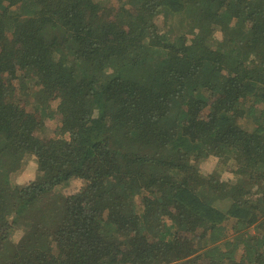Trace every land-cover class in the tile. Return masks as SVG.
<instances>
[{
    "label": "trees",
    "instance_id": "obj_1",
    "mask_svg": "<svg viewBox=\"0 0 264 264\" xmlns=\"http://www.w3.org/2000/svg\"><path fill=\"white\" fill-rule=\"evenodd\" d=\"M31 152L0 264H264V0H0V168Z\"/></svg>",
    "mask_w": 264,
    "mask_h": 264
},
{
    "label": "clouds",
    "instance_id": "obj_2",
    "mask_svg": "<svg viewBox=\"0 0 264 264\" xmlns=\"http://www.w3.org/2000/svg\"><path fill=\"white\" fill-rule=\"evenodd\" d=\"M212 38L218 42L223 41V33L220 29L215 30L212 33ZM222 157L215 153H208L207 156L202 157L199 161L190 159L189 163L196 167L197 174L204 179L212 177L214 174L218 175L220 183L236 184L238 176L235 172V163L233 160H229L226 164H222ZM20 167L16 170L9 172L8 183L12 188H25L30 187L37 179L42 178L45 173L40 168L38 154L31 152L25 153L20 159ZM231 169V170H230ZM83 177L70 176L64 182V191L62 195L70 196L79 194L86 187L87 183ZM9 223L14 219V214L8 218ZM25 234V227L23 225H13L10 231L9 239L13 243H19L20 239Z\"/></svg>",
    "mask_w": 264,
    "mask_h": 264
},
{
    "label": "rangeland",
    "instance_id": "obj_3",
    "mask_svg": "<svg viewBox=\"0 0 264 264\" xmlns=\"http://www.w3.org/2000/svg\"><path fill=\"white\" fill-rule=\"evenodd\" d=\"M186 15V13L184 14V16ZM163 16L162 15H158L157 18H156V21L157 23L162 27L163 24H164V21H163ZM186 25H188L184 19H182V23H181V26L182 27H186ZM247 34L250 35L251 34V31H247ZM56 126V120H50V121H46V122H42L41 126L39 128L36 129V132L38 135L40 136H46L48 134H52V131L54 130ZM10 164L11 165H4L3 167L0 168V177H2L3 179L5 180H8L7 177H8V174L9 172H12L14 170H16L17 168H19L21 165L20 162H18L17 160H14L13 161H10ZM14 168V170H13ZM12 169V170H11ZM231 170V169H230ZM64 191V188H63V185L62 186H59L56 188L55 192H58V193H62ZM182 239H187L185 242L189 243L191 245H196L195 242H192L189 238H186V237H183ZM204 264H209V260L205 259L203 260Z\"/></svg>",
    "mask_w": 264,
    "mask_h": 264
}]
</instances>
